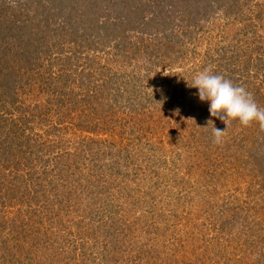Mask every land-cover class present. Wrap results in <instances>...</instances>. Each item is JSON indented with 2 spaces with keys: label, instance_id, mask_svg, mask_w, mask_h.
Listing matches in <instances>:
<instances>
[{
  "label": "trees",
  "instance_id": "trees-1",
  "mask_svg": "<svg viewBox=\"0 0 264 264\" xmlns=\"http://www.w3.org/2000/svg\"><path fill=\"white\" fill-rule=\"evenodd\" d=\"M11 1L16 2L19 8L32 9L33 14L32 16L10 17L0 9V264H29V262H23V256H28L29 252L32 253L31 255L35 254L45 244L40 243L41 237L51 234L54 230L56 232L52 235L55 237L60 236L59 238L63 239L62 231L65 226L60 224L58 219L60 215L66 214L70 206H75L78 213H83V218H91L92 216V213L90 214L87 209L93 208V206L90 207L88 201L91 200L93 203L101 201L106 203L103 206H109L106 201L109 195L114 197L113 200L122 197V195L125 197L128 195V199L136 206L140 201H143L140 193L142 195L148 193L142 191L141 188L133 187L129 182H138L145 186L146 182L152 180L153 176L158 179L159 174L163 175V178L170 174V172L165 171V165L161 158L157 157L156 143L150 142L149 139L140 141L136 137L139 133L142 135V131L157 127L161 118L152 119L157 109H162L157 105V102L164 105L165 108L167 104L173 105L175 100H179V104L183 107L182 110L185 113L182 115L187 120L186 126L194 129L192 133H189L192 136L191 139L184 144V148H186L184 159L189 158L188 160H190L192 159L190 157L195 155L197 158L205 160L204 163L193 166L196 171L201 172L200 167H205L212 180H214L219 177L216 168L241 158L239 154L242 151H237L232 147L235 144V137L232 140L224 137L220 145L213 143V127L223 130L221 126L226 125H223L221 120L211 117L209 110H205L203 115L201 114L202 118L200 117L199 121H197L200 116L198 113L195 121L192 120L195 117L194 115L188 117L190 104L197 112V109H209V103L207 101L201 102L197 95L198 90L186 85L185 79L190 80L188 84H191L196 73L210 67L214 73L225 76L234 84L246 86V90L253 94L255 101L263 98L264 95L262 96V94L247 87L246 82L248 85L251 84V79L242 81L237 77L241 78L244 63H247L245 70L249 69L250 63L252 66L257 65V63L262 65L264 61V58H262L264 56L262 51L264 50V40L260 35H256V30L252 28L250 40L246 41L245 45L242 44L241 40L243 39L241 38L233 39L234 42L230 39L227 41V35L236 32V29L231 26L235 23V20L239 23L240 18L244 16L250 20V17L245 15L247 13L241 11L243 1L0 0V5L13 9ZM255 5L259 9L255 17L259 18L263 14L262 4L255 3ZM143 7H148L151 13L146 12ZM175 17H179L180 20L177 23H172ZM223 17L226 20V27H223L225 26L224 23L218 22ZM77 19L90 22L97 21L100 24L98 28H102V31L99 32L100 35H97L99 42H84L86 35L90 38L94 37V31L91 25L84 26L83 22ZM122 32L123 34H121ZM204 33H206V36ZM236 34L237 32L234 35ZM131 37L135 39V42L134 40L129 41ZM137 39L139 40L137 41ZM69 40L78 44L76 46L82 47L83 50L92 46V44L97 43L99 46H103L106 43H111L110 48L116 52H112V55H120L117 59V62L120 63L124 62L121 57L125 56L126 53L136 52L140 56L139 61L146 63V66L143 67H148L151 64L154 67L159 65L157 63L164 64L166 62L170 70L172 67L175 68V64H180L181 69H173L175 73H170L169 70L168 73L164 74L162 84H166V89L161 88L162 84L160 86L156 85L155 89L146 97L148 104H137L135 99L131 98L128 99L126 105L119 102L118 107L114 109L108 102L117 99L116 91L121 90V92H128L133 95L139 92L140 89H135L134 81L130 79L126 81L123 72L119 74L118 79L111 80V83L107 79H102L99 84L94 78H88L87 81H84L81 76L80 80L75 81V78L70 77L68 71L65 72L72 56L56 57L60 60L57 63L61 66V71L58 73L53 72L51 65L54 64L52 62L55 58H53L54 54L51 49L59 47L60 50L64 51L63 45ZM200 40H204L207 45L203 53L197 51ZM229 41L232 44L228 46ZM184 42L192 45L188 52L193 55V58L195 59L197 56L200 58V63L194 67L185 65L186 55L184 53H174L172 55L168 52V55L166 52L167 49L173 46L180 50L181 44ZM126 43L139 48L131 51V46H126ZM119 50L122 51L120 54ZM78 51L77 48L76 53ZM254 52L255 54H253ZM169 56L172 57V62ZM242 60L245 61L243 64ZM22 63H25V65H21ZM16 66V70H13ZM39 68L44 70L41 71ZM151 71L150 68L146 69V73H151ZM9 72H15L16 77H25V79L13 78L11 81L9 78L4 79ZM19 72L23 74H19ZM32 72H35V74H30ZM33 78H35V81H31ZM38 79V92L44 90L52 96L59 93V97L56 99V97L51 96L42 105L36 103V105L25 106L19 95L27 89V85L32 86L31 90H35L33 87ZM171 79H174V81H170ZM69 81L73 84L79 83V87H87L85 90L86 95H84L82 101L88 104L83 105L82 101L71 96L75 94L71 88L68 97L67 86ZM58 84H60L59 90L56 88ZM179 85L186 86L179 88L177 87ZM139 86L144 90V93L147 92L148 84L144 83ZM31 90L29 89V91ZM179 91L180 96L178 98L176 94ZM118 95L119 99L123 100L124 95L122 93ZM174 96L177 98H174ZM53 101L58 103V108H55V117L58 122L53 121L51 128L56 135H54L52 141H46L47 134L45 132L40 135L33 132L32 124L35 114L33 110L38 109L39 106L53 104ZM262 107L264 106L262 105ZM21 109H31V111L20 113L18 117L13 116V112ZM77 109L79 110L77 111ZM124 109H127V112L143 109L138 115L144 122L130 123L129 129L126 127L129 141L124 145L118 146L109 141L107 146L106 139L101 138L102 133L110 132L111 135V127L116 126L113 119L110 118L109 112L120 114L125 112ZM49 110L54 112L52 109ZM64 118L67 121L65 123H63ZM146 118L152 120L145 121ZM209 120L212 121L213 126L210 122L208 123ZM235 121L238 120L231 121L227 127L233 129ZM61 122L62 126L60 125ZM119 122L121 124L122 121ZM240 126L238 127L239 130L235 129L234 136L251 135L250 145L254 147V143H257V132L255 129L249 128L246 130L247 127ZM56 129L57 132H55ZM81 132H85L87 135L82 136ZM67 133L68 135H75V137H67ZM95 135L98 137H94ZM41 137L43 140H41ZM83 141L91 143L92 146L80 143L82 146L81 157L77 150L80 145L77 144ZM67 147L74 148V150H66ZM254 150L258 152V156H264L258 143L255 145ZM39 151H48L49 153L45 159L41 160L40 166L37 165L39 156L36 154ZM177 155L183 156L181 153ZM80 158H82L81 161L88 164L89 174L84 170L74 171L76 168L78 169L77 162L80 161ZM143 162L147 163L146 167L148 169L152 167L153 170L148 171L147 174H145L143 168L136 171L138 169L136 167ZM133 164H135V168H133ZM234 165H224L223 171L226 167L233 168ZM159 170L164 171L163 174ZM119 176H122L121 180L117 179ZM83 182L86 183V187L83 188L85 194L80 190V185ZM96 187L99 188L98 191ZM112 188L116 190L117 195H112L114 192H112ZM101 189H104L106 193L107 191L110 192L107 193L108 197H100L104 194ZM52 192L53 194L50 195ZM162 194L163 192H158L153 195V200H158L157 198L161 197ZM166 196L164 195L165 198ZM168 196L176 203L179 201L182 203L184 200L181 192L173 193L169 191ZM74 202L75 204H72ZM177 207L174 204V208ZM131 209L127 208L125 210L124 207L122 208L124 214L129 213L127 217H131L130 220L126 218V215H121V218H118L113 214L112 219L108 216V220L102 225L91 226L90 222L89 225H80L78 232L93 236L95 241L104 236V240L107 241L104 244L105 248L101 247L100 260H104L108 264V260L113 264L186 263V261H180L179 259H172L171 261L169 258L174 253L165 259L157 257L150 251H143L144 253L139 251L140 248L146 250L142 246H147L148 240L151 239H144L142 235L137 236L138 231L143 230L144 225L148 226V229L145 230L147 234H156L153 238L159 237V240H161V238L163 239L161 234L165 235L168 229L173 228L175 230L177 228L178 220L170 216L169 218L173 222L168 223L169 219L161 215L162 211L155 212L157 218L154 219L153 215H148V212L144 210L134 215ZM225 210L226 208L218 209L217 215L223 217ZM176 214L178 213L174 212L173 216H176ZM189 222L191 223V221ZM150 228L153 231H150ZM130 230L135 231L137 234L136 237L134 236L133 242L128 241L125 246L128 239L125 235H128L127 233ZM185 234L187 233L185 232ZM210 237L201 244L199 243L202 240L201 237L190 236L189 243H186V247L189 249L187 248L184 251L183 257H187V254L193 255V247L195 251L201 247L203 252L199 255H204L207 251H212L215 257L223 255L225 246H220L218 250L214 249L215 246L213 245L219 246L220 244L215 243ZM166 241L165 238L164 248H167ZM57 242L55 239L47 244L53 246ZM25 244L27 245L25 246ZM151 244L155 245L157 243L151 242ZM153 247H156V245ZM183 247L184 245L181 246V248ZM72 248L75 254L73 257H69V253L63 259V264L67 263L68 258L79 255L77 247L72 245ZM93 254L92 250L87 251V255L91 260L95 259ZM83 255L85 254L83 253ZM158 256L161 255L158 254ZM28 258H31V256L29 255ZM89 259L83 257L80 262L88 264ZM91 260L90 264H93ZM202 260L204 259H200L201 264H203ZM191 262L194 263L192 260L189 264H192ZM96 264L102 263L97 261Z\"/></svg>",
  "mask_w": 264,
  "mask_h": 264
},
{
  "label": "rangeland",
  "instance_id": "rangeland-1",
  "mask_svg": "<svg viewBox=\"0 0 264 264\" xmlns=\"http://www.w3.org/2000/svg\"><path fill=\"white\" fill-rule=\"evenodd\" d=\"M241 1H243L241 11L242 13H247L245 15H248L251 21L246 18V16L240 18L241 20L239 23L235 20V23L231 26L236 29L237 34L234 35L236 32H231L229 35H227V41L228 39H230L232 42H234L233 39L236 40L237 38H241L243 39L241 40L242 44L245 45L244 43L250 40V31L253 29L256 30V35H260L262 40H264V0ZM11 3L13 4V9L9 7L6 8L4 7V5H0V9L4 11L5 15H10V17H23L27 15L32 16V9L27 10V8L25 7L19 8L16 2L11 1ZM255 3L262 4L261 8L263 10V14L261 15V17L259 16V18L255 17L257 11L259 10L256 8ZM143 9H145L146 12L151 13L148 7H143ZM77 20L83 22L84 26L91 25L94 31V37L90 38L86 35L84 42H99L97 35H100L99 32L102 31V28H98L100 24L97 21L90 22L82 19ZM179 20V17L173 18V21L171 18L172 23H177ZM218 22L224 23L225 25L226 20L223 17L222 19L218 20ZM248 24H251L252 26H248ZM223 27H226V25ZM121 34H123V32ZM204 34L206 36V33ZM142 37H144V35H142ZM129 39V41L134 40L135 42L134 38L131 37ZM138 40L139 39H137V41ZM187 43H182L180 50L177 49L176 46H173L172 48L167 49L166 52L167 54L169 52L172 55L174 53H184L186 55L184 60L185 65L187 67H194L200 63V58L199 56H197L195 59L193 58V55L188 52L192 45L190 43ZM198 44L200 45L197 48V51L199 53H203V51L207 47L205 41L200 40ZM231 44L232 43L229 41L228 46ZM76 45L78 44L69 40L63 45L64 51L60 50L59 47L51 49L52 53L54 54L53 58H55L52 62L54 64L51 65L52 71L57 73L61 71V66L57 63L60 62V60H58L56 57L61 58L63 56L65 58V56H72L69 60L72 64L69 63V65L67 66L68 69L65 68V72L68 71V73H70L71 75L70 77L75 78V81H77L78 79L80 80L81 77H83L84 81H87L88 78H94L96 79L95 81L100 84L102 79H107L108 82H110L111 80L113 81L114 79H118L119 74L123 72L122 74L126 78V81L129 79L131 81H134L135 89H140V91L136 92L133 95H130L128 92H121V90H119L118 92L116 91L117 99L110 103L108 102V104L114 107V109L115 107H118L120 103L126 105L128 103V99L131 98L135 99L137 104H148L146 97L149 95V93L152 92V90L155 89L154 87H156V85L160 86L164 82L163 76L170 70L169 65L166 62H164V64L157 63L159 65L154 67L152 64L148 65V67H143L146 66V63L143 61H139L138 58L140 56H138L136 52L126 53L125 56L121 57V59H124V62H117V59L120 57V55H112V52L115 51L110 48V46H112L111 43H106V45L103 46H99L97 43L92 44V46L86 47L85 50H83L82 47H77ZM128 45L129 47L131 46V51H134L136 50V48H139L135 47V45L133 44L126 43V46ZM77 48L79 51L76 53ZM126 49L128 48L126 47ZM177 50H179V52H177ZM262 51L264 53V50ZM120 52L122 51L119 50V54ZM253 54H255V52ZM262 58H264V56H262ZM91 59H93V61H91ZM170 61H173L172 57ZM244 62L245 61L242 60V64ZM160 64H162L163 66ZM21 65H25V63H22ZM246 65L247 63L243 64V72L241 74V78H238L236 75L237 79H242V81H247L246 79H251V84L248 85V83L246 82L247 87L252 88V91L255 90L263 96L264 61L262 62V65L257 63V65L255 66H252V64L250 63L248 70H245ZM17 66L13 70H16ZM147 68H150V70H152L151 73H146ZM39 69L41 71L44 70L43 68ZM173 69L180 70V64H175V68L172 67L170 73H175L173 72ZM19 74L23 73L19 72ZM30 74H35V72H32ZM170 77L172 78V76ZM7 78H9L10 81L13 80V78L25 79V77H16L15 72H9L4 79ZM31 81H35V78H33ZM38 81L39 79L33 87L35 88V90H31L32 86L27 85V89H25L23 93H20L19 97L20 99H22L25 106H32L33 104L36 105V103H40L42 105L44 102H46V99H49L52 96L50 93L44 92V90L42 92H38ZM170 81L173 82L174 79H171ZM185 82H187L186 85H188V83H190V80L185 79ZM68 83V97L70 96L71 88L75 93L71 96H73L75 99L82 101L84 95H86L85 90L87 87H79V83L73 84L71 81H69ZM144 83L148 84V89L146 93H144V90L139 86L140 84ZM59 85L60 84H58V86L56 87L57 90L60 89ZM186 85H184V87ZM177 87L181 88L183 86L179 85ZM244 87L246 88V86ZM161 88L165 90L166 84H162ZM29 89L31 91H29ZM119 93H122L124 95L123 100L119 99ZM176 96L179 98L180 91L177 92ZM176 96H174V98H177ZM52 97H56L57 99L59 97V93L53 95ZM85 103H83L82 101L83 105ZM256 103L259 107L264 108L262 107V105L264 106V96L263 98L256 100ZM157 105H159V107H162V109H157L156 113L152 116V119L161 118L157 127L152 130L147 129L146 131H142V135L139 133L136 137L140 141L149 139L150 142L156 143V153L158 155L157 157H159V159L161 158L165 165V171L170 172V174L165 176L164 178L162 177L163 175L159 174L158 179L156 178V176H153L152 180H150L148 183L146 182L145 186H142V184L138 182H129L133 187L141 188L142 191L148 193L147 195H142V193H140L143 201H140L138 204H136V206L132 203L131 200L128 199V195L126 197L124 195H122V197L117 196L118 198H115L113 200L114 197H111L110 195L108 197L107 193L110 192L107 191L106 193L104 189H101L102 191H104L102 192L104 194L100 197H108L106 201L109 206H103L106 205V203L101 201L97 203H93L91 200L88 201L90 203V207L93 206V208L87 209L88 211H90V214L92 213L91 218H83V213H78V211L75 210V206H70L69 209L66 211V214L64 215L62 213L63 215H60L58 219L60 224L65 226L63 227L64 230L62 231V235H64L63 239H60V236H57V238L52 235L54 232H56L55 230L51 234L41 237L40 243L45 244L42 245L41 248H39V250L35 254L31 255L32 253L29 252L28 256L30 255L31 258H28V256H23L24 263L29 262V264H63V259L66 258L69 253V257H73V255L75 254L72 248L73 245V247H77V253L81 256L77 255L74 256V258H68L66 264H82V262L80 261L83 257L89 259L87 251L90 250L93 251V257L95 259H89V262L87 260L88 264H90V260L93 264H96L97 261L98 263L108 264L104 260H100V252H102L101 247H104V244L107 242L106 240H104V236L99 237L98 240L95 241L93 236H89L87 234L84 235V232H78V229L80 228V225H89V222L91 223V226L102 225L105 221L108 220V216H110L112 219L113 214L118 218H121V215H126V218L130 220L131 217H127V214L129 213L124 214L125 212L122 211V208L124 207L125 210L127 208H132L131 212L134 215L139 214L144 210L148 212V215H153L152 217H154L155 219L157 218L155 212L162 211L163 213L161 215L168 217V223L173 222L171 218H169L170 216L178 220L177 228L175 230H173V228L168 229L165 235L161 234V236L163 237V239L161 238V240H159V237L153 238V236H156V234L152 235V232H150L152 234H147L145 230L148 229V226L144 225L142 227L143 230L138 231L139 234L137 236L142 235L144 239H151H147V246H142L146 250L140 248L139 251H141L142 253H144L143 251H150V253H154L157 257L165 259L169 257L172 253H174V255H172L169 259L171 261L172 259L186 261V263L184 262L183 264H189V262L192 260L194 261V263L191 262L192 264H201L200 259H204L202 260L203 264H264V156H258V152L254 150L255 145H257L258 143L261 147L262 154L264 155V132H261L259 130L258 123L253 121L252 124L246 128V130L249 128L252 130L255 129V131L257 132L256 135L258 136V138L257 143H254V147H251L250 145V141L252 139L251 135L247 134L243 136H234L236 132L235 129L239 130L238 127H241L240 123L238 124V121H235V127H232L233 129H229V127L226 128V126H221L223 130L226 128L227 134L225 137L227 139L232 140L233 137H235V144H233L232 147L234 149H237V151L241 150L242 152L241 154H239L241 158H237L235 162L233 161L228 162V164H224L227 166L235 164L233 168L226 167L224 171V165H222L220 168H216L219 177L217 179L212 180V177L210 176L209 172L205 169V167H200L201 172L196 171V168L193 167L195 165H200L204 163L205 160H202V158H197L195 155L191 156L190 158L192 159L190 160H188L189 158L184 159L186 153L184 152L186 149L184 148V144H186V142L191 139L192 136L189 133H192L194 129L193 127L188 128L186 126L187 120L183 116V113H185V111L182 110L183 107L179 104V100H175L173 105L167 104L165 108L164 105H161V103L159 102H157ZM57 106L58 103L54 102L53 104L50 103L45 106H39L38 109L33 110L35 113L33 117L34 122L32 124L33 132L37 135H40L45 132L47 134L46 141H52L54 135H56V133H53L51 128L53 126V121L58 122L55 117V108H58ZM49 109L54 110V112L50 111ZM78 110L79 109H77V111ZM126 110L124 113L120 114H113L112 111L109 112L110 118L113 119V123L116 124V126H110L112 129L111 135L109 134L110 132H104V134L102 133L101 138L106 139L105 143L107 144V146L109 144V141H112L118 146L124 145V143H127V141H129V134L127 132V129H129L130 123H139L140 121L144 122L143 119L139 118L140 116L138 115V113H141L143 109H137L132 111L129 110V112H127ZM205 110L208 109H197V112H195V110L192 108V105L190 104V109L188 110V117L194 115L195 117L192 120L195 121L198 117H196V114L198 113L200 114V116L197 121H199L202 118L201 114L203 115ZM30 111L31 109H21L19 111L13 112L12 114L13 116L18 117L20 113H28ZM152 119L146 118L144 120L147 121ZM119 121H122L121 124ZM65 122L67 121H63V123ZM60 125H63L62 122L60 123ZM223 125L225 124L223 123ZM55 132H57V129L55 130ZM80 134L82 136L87 135V133L85 132H81ZM72 136L75 137V135H68L67 133V137ZM94 137L98 136L95 135ZM41 140H43L42 137ZM77 141L79 140L77 139ZM80 143H85L92 146L91 143H86L85 141L79 142L77 145H80ZM81 149L82 146L80 145V148H78L77 150L79 151L78 153H80L82 157ZM66 150L72 151L74 150V148L67 147ZM106 150H108V148H106ZM178 153L183 154V156H178ZM36 154L39 156V162L37 165L40 166L41 160L45 159L49 153L48 151H39V153ZM81 159L82 158H80V161L77 162L78 169L76 168L74 171L78 172L79 170H84V172L89 174L90 171L89 169H87L88 164H86V162L81 161ZM146 166L147 163L143 162L141 165L136 167L138 168L136 169V171L143 168L145 169V174H147L148 171L153 170L152 167L148 169ZM133 168H135V164H133ZM159 171L161 172V170ZM163 172L161 173L163 174ZM147 177L149 176L147 175ZM117 179L121 180L122 176H119ZM84 187H86L85 182L80 185V190L83 191ZM96 190L98 191L99 188L96 187ZM169 191L173 193L181 192L182 197L184 199L182 203L181 201L176 203L173 199H171L168 196ZM53 192L50 193V195L53 194ZM112 192V195H117L115 193L116 190H113V188ZM158 192H163L162 196L157 198L158 200H153L152 196L157 194ZM83 194H85V192ZM164 195H167L166 198L164 197ZM157 201L159 202L156 203ZM72 204H75V202ZM174 204L178 206L176 209L174 208ZM136 208L141 210L137 211ZM220 208H226V210L223 212L225 213L223 217L217 215L218 209ZM174 212L178 214H176V216H173ZM189 221H191V223ZM150 231H153L152 228H150ZM185 232L187 234H185ZM127 234L128 235H125V237L128 238L125 242V246L127 245L128 241H130V243L133 242L134 236L136 237L137 233L135 231L130 230ZM190 236H195L198 238L201 237L202 240H200L199 242L201 244H203V242H206L205 240L211 236L210 238L215 243L220 244L219 246L213 245L215 246L214 249L218 250L220 249V246H225L223 248L224 254H219L220 256L215 257L212 251H207L204 253V255H199L203 252L201 250V247L198 250L196 249L197 251H195V248L193 247V255L187 254V257H183L184 251L188 248L186 247V243H189L188 241H190ZM165 238L167 239V248H164L163 245L165 242ZM55 239L58 241L57 243H55V245L51 246L47 244L51 243V241ZM151 242L157 243L155 244L156 247H153L155 245H152ZM26 245L27 244H25V246ZM182 245H184L183 248H181ZM155 249L158 251V253ZM82 252L85 255H83ZM196 253L197 255H195ZM158 254L161 256H158ZM108 262L109 264H113V262H111L110 260H108Z\"/></svg>",
  "mask_w": 264,
  "mask_h": 264
},
{
  "label": "clouds",
  "instance_id": "clouds-1",
  "mask_svg": "<svg viewBox=\"0 0 264 264\" xmlns=\"http://www.w3.org/2000/svg\"><path fill=\"white\" fill-rule=\"evenodd\" d=\"M188 86L198 90L199 100L209 103L210 116L221 120L226 128L233 120H238L244 127L255 121L259 130L264 132V108L258 106L253 94L244 86L236 85L225 76L214 73L210 67L196 73ZM209 122L212 124L211 120ZM226 128L221 130L213 127V143L222 144L227 134Z\"/></svg>",
  "mask_w": 264,
  "mask_h": 264
}]
</instances>
